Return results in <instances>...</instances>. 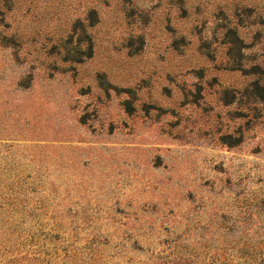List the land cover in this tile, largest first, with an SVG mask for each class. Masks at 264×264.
<instances>
[{"label": "rangeland", "instance_id": "rangeland-1", "mask_svg": "<svg viewBox=\"0 0 264 264\" xmlns=\"http://www.w3.org/2000/svg\"><path fill=\"white\" fill-rule=\"evenodd\" d=\"M0 195L37 264H264V0H0Z\"/></svg>", "mask_w": 264, "mask_h": 264}, {"label": "trees", "instance_id": "trees-1", "mask_svg": "<svg viewBox=\"0 0 264 264\" xmlns=\"http://www.w3.org/2000/svg\"><path fill=\"white\" fill-rule=\"evenodd\" d=\"M5 202H7V207ZM12 202L5 201L4 197L0 195V215H5V213L12 214ZM11 208V209H10ZM3 216L0 217V222ZM20 243H9L7 246H1L0 244V264H37L36 262H42L43 260L37 259L35 256L28 255L29 253H21L19 250H14V247Z\"/></svg>", "mask_w": 264, "mask_h": 264}]
</instances>
